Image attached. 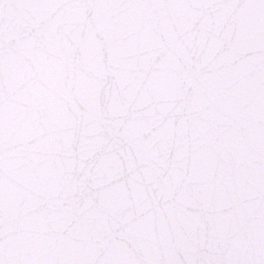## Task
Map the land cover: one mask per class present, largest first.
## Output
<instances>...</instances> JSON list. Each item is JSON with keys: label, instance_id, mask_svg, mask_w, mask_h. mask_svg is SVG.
<instances>
[{"label": "snow or ice", "instance_id": "snow-or-ice-1", "mask_svg": "<svg viewBox=\"0 0 264 264\" xmlns=\"http://www.w3.org/2000/svg\"><path fill=\"white\" fill-rule=\"evenodd\" d=\"M0 264H264V0H0Z\"/></svg>", "mask_w": 264, "mask_h": 264}]
</instances>
